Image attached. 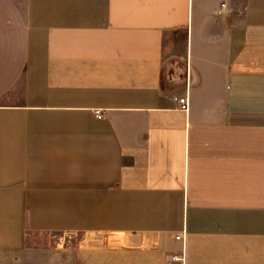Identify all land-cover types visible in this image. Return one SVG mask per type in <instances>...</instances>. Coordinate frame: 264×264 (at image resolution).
<instances>
[{
	"label": "crops",
	"instance_id": "0c3cea01",
	"mask_svg": "<svg viewBox=\"0 0 264 264\" xmlns=\"http://www.w3.org/2000/svg\"><path fill=\"white\" fill-rule=\"evenodd\" d=\"M56 232L264 264V0H0V264Z\"/></svg>",
	"mask_w": 264,
	"mask_h": 264
},
{
	"label": "rangeland",
	"instance_id": "374dc122",
	"mask_svg": "<svg viewBox=\"0 0 264 264\" xmlns=\"http://www.w3.org/2000/svg\"><path fill=\"white\" fill-rule=\"evenodd\" d=\"M108 243L120 245L121 240L111 238ZM100 244L99 238L85 233H34L28 237L23 252L40 260L34 264H49V257L54 256H59L58 263L79 264L78 261L86 259L84 256L93 246Z\"/></svg>",
	"mask_w": 264,
	"mask_h": 264
},
{
	"label": "built area",
	"instance_id": "2783aa9c",
	"mask_svg": "<svg viewBox=\"0 0 264 264\" xmlns=\"http://www.w3.org/2000/svg\"><path fill=\"white\" fill-rule=\"evenodd\" d=\"M226 8H227L226 3H222L220 8L217 10V15L224 14ZM178 102L180 104V109H182L184 111H188L189 110V100H188L187 96L178 98ZM95 116L99 117V118H102L103 117L102 111L101 110H95ZM180 238H181V235H177L176 236V239H180ZM176 261H183V260H182V258H180V257H178L176 255H173V256H171L169 258L168 264H173ZM182 264H183V262H182Z\"/></svg>",
	"mask_w": 264,
	"mask_h": 264
}]
</instances>
